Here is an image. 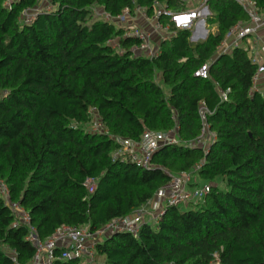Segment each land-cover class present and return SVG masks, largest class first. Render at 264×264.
Listing matches in <instances>:
<instances>
[{
  "label": "trees",
  "instance_id": "1",
  "mask_svg": "<svg viewBox=\"0 0 264 264\" xmlns=\"http://www.w3.org/2000/svg\"><path fill=\"white\" fill-rule=\"evenodd\" d=\"M0 0V181L11 203L28 213L42 241L61 226L96 232L132 215L153 198L169 176L191 172L210 185L202 201L165 208L156 225L137 237L112 233L95 245L104 264H264V93H250L257 66L242 48L218 54L237 23L248 20L235 0H210L208 25L216 32L197 43L178 31L157 58L136 57L137 41H107L122 30L101 20L139 6L151 14L158 2L188 9L177 0H50L54 11L30 25L20 20L36 0ZM259 10L264 0H250ZM209 63L208 79L194 72ZM226 100H220V94ZM216 140L208 152L180 144L159 149L151 169L118 156L109 136L139 140L144 130H177L179 141L200 133L199 105ZM97 117L108 135L86 129ZM86 179L97 181L89 194ZM224 184V189L217 186ZM216 183V185L214 184ZM0 196V264H27L35 249L27 227ZM58 250L55 254H58ZM53 264H78L55 260Z\"/></svg>",
  "mask_w": 264,
  "mask_h": 264
},
{
  "label": "built area",
  "instance_id": "2",
  "mask_svg": "<svg viewBox=\"0 0 264 264\" xmlns=\"http://www.w3.org/2000/svg\"><path fill=\"white\" fill-rule=\"evenodd\" d=\"M14 0H4L3 5L10 7ZM181 5L187 4L189 0H177ZM210 0H198L195 6L184 10H169L158 2L152 4L151 14L146 8L133 6L123 8L116 15L111 16L103 10L98 9L95 14L109 24H113L122 30L120 36L107 41L111 49L121 53L119 40L133 39L137 41L131 52L136 57L147 59L157 58L161 54V44L166 43L178 31L189 32V41L197 43L208 36L206 30L207 18L211 15L208 2ZM247 14L246 23H237L226 33L225 38L217 47V53L223 54L233 49L241 48V42L250 39L252 44L259 43V32L264 30V9L259 10L255 3L250 0H235ZM187 7V6H186ZM54 11L50 0H40L35 7L22 10L20 20L23 24L30 25L39 15L49 14ZM252 48V47H251ZM256 64L255 59H251ZM209 63L202 64L194 72V76L201 80L208 79ZM257 72L251 79L250 93L257 92ZM220 100H226V94H220ZM199 116L201 119V130L194 139L182 142L177 138V130L166 132L144 130L137 141L109 136L102 122L94 116L93 122L87 127L88 132L94 134H105L120 147L118 156H124L132 164L143 169H151L153 155L165 146L182 144L189 149L198 148L203 154L208 152L210 145L216 140L215 135L210 132L206 123L209 114L204 105H199ZM202 162L194 165L191 172H182L169 176L168 182L159 188L153 198L141 206L132 215L114 219L104 225L96 232H90L87 226L68 227L61 226L51 236L44 240L37 237L36 231L30 226V218L18 203H11L8 197L6 185L0 181V196L11 210L14 220L11 227L16 228L19 224L27 227L26 240L32 244L35 253L27 264H53L57 260L78 261V264H96L95 245L105 236L112 233H128L137 237L139 228L147 223L156 225L163 215L165 208L182 207L189 204H197L203 200L210 191V185L206 183L195 184L192 176L202 167ZM97 181L86 179L83 187L91 194L96 189ZM58 250V254L55 251ZM10 259L13 264H19L16 260L15 251H10Z\"/></svg>",
  "mask_w": 264,
  "mask_h": 264
},
{
  "label": "crops",
  "instance_id": "3",
  "mask_svg": "<svg viewBox=\"0 0 264 264\" xmlns=\"http://www.w3.org/2000/svg\"><path fill=\"white\" fill-rule=\"evenodd\" d=\"M206 27H207V22H206ZM215 32H216V25L213 30L208 31V33H215ZM241 48L248 52V57L250 59H255L256 61L255 65L257 66L258 68L257 72L259 73V79L256 86L257 92L264 93V30H261L259 32L258 44H252L250 39H245L241 42ZM97 262H99L98 257H96V264L100 263Z\"/></svg>",
  "mask_w": 264,
  "mask_h": 264
},
{
  "label": "rangeland",
  "instance_id": "4",
  "mask_svg": "<svg viewBox=\"0 0 264 264\" xmlns=\"http://www.w3.org/2000/svg\"><path fill=\"white\" fill-rule=\"evenodd\" d=\"M38 1H40V0H36V2H38ZM196 2H197V0H189L188 2H187V4H186V6H187V8H190V6H192V5H196ZM95 11H98V9L96 8V9H93V18L90 20V21H88V24H90L92 21H96V20H100V18L95 14ZM215 28V25H208L207 24V27H206V30L207 31H211V30H213ZM93 117H91V119H90V124L93 122ZM89 124V125H90ZM88 125V126H89ZM86 130H88V128L86 129ZM192 179L194 180V181H196V183L195 184H202L201 183V181H200V179H199V177L195 174V175H193L192 176ZM215 185H216V183H214ZM217 186L218 187H220V188H222V189H224V184L223 183H220V182H217ZM184 208H186L185 206H182V207H180V209H184ZM104 259L102 258V257H98V261L100 262H97V263H99V264H104V261H103Z\"/></svg>",
  "mask_w": 264,
  "mask_h": 264
}]
</instances>
